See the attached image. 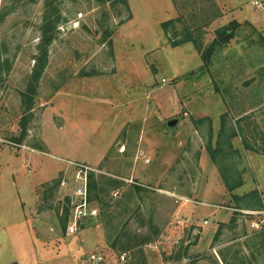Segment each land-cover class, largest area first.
<instances>
[{"label":"rangeland","instance_id":"1","mask_svg":"<svg viewBox=\"0 0 264 264\" xmlns=\"http://www.w3.org/2000/svg\"><path fill=\"white\" fill-rule=\"evenodd\" d=\"M252 1L58 0L19 144L29 151L13 136L45 0H0V264H138L139 252L145 264H264V228L249 225L264 192V9ZM188 31L207 66L192 42L170 44ZM69 162L98 171L108 207L94 201L99 215L67 235L58 184Z\"/></svg>","mask_w":264,"mask_h":264},{"label":"trees","instance_id":"2","mask_svg":"<svg viewBox=\"0 0 264 264\" xmlns=\"http://www.w3.org/2000/svg\"><path fill=\"white\" fill-rule=\"evenodd\" d=\"M32 1V0H29ZM57 1L58 0H45L44 2V6H45V11L44 14L42 16V20L39 26V30L41 32L40 35V42L38 44V54L33 58L34 59V65H33V69L31 71L30 74V80L28 82V85L26 87L25 91H21L19 92L20 95V100H21V104L23 106V116L21 117L20 121H19V128L21 129L19 136H13V141L17 144H20L24 138V136L26 135V125H27V121L32 117V109H33V105H34V97L36 94V88H37V84L39 82L40 76L44 71V68L47 65L48 62V46L51 44L52 40H54L55 36V32H56V28H57V24L59 22L60 19V13L58 12V7H57ZM100 2H106L107 0H98ZM7 13H4L2 11H0V21L4 18V16ZM170 23L169 20L164 21L161 23V27L163 28V30H167V26ZM229 30H233L232 27L230 26H225V27H221L220 29H218L216 31V41L218 44H220L221 46L226 44L229 39L232 37L233 31ZM192 31V29H191ZM187 32L185 34V37L180 40V41H170V44L172 46H177L179 44H182L184 42H192L194 47L196 48V50L198 52H200L201 54V60L204 64V66L208 65V52L204 50L201 47V45L191 36L192 32ZM5 45L0 43V81L3 80L2 78V73L4 71H8L9 70V65H8V61L6 59L3 58L2 54L3 51L5 50ZM225 115H222L221 117V127L219 129V133L218 136L220 138L221 134H223L222 132L226 129V123H225ZM230 130V129H229ZM234 129H231L230 132L232 133L233 136H235V132L233 131ZM218 138V139H219ZM243 143L244 145L248 146L247 142L245 139H243ZM213 158V157H212ZM214 159V158H213ZM89 183H88V188H89V197L90 199L94 202H97L100 204L102 210L106 207H108V202L101 198L100 193L102 192V189L98 188V181H96V178L94 177V174H90L89 176ZM105 180L108 181V184H112V185H116L118 184V181L109 178H106ZM57 185V184H56ZM240 185L239 182H235V184L232 185H228V190H232L236 187H238ZM135 190H139L140 186H134L133 187ZM255 195H257L255 193ZM255 199H257V197H255ZM258 201V200H257ZM63 215L61 217V226L63 229H65V224H66V216L68 213V206H67V201H63ZM259 205L260 206L261 202L259 199ZM262 234V238H260V244H264V229L261 231ZM126 253V251H124ZM123 253V251H122ZM140 253V261H138V264H145L146 263V259L144 258V254L143 252H139ZM9 264H15V263H9ZM137 264V263H136Z\"/></svg>","mask_w":264,"mask_h":264},{"label":"built area","instance_id":"3","mask_svg":"<svg viewBox=\"0 0 264 264\" xmlns=\"http://www.w3.org/2000/svg\"><path fill=\"white\" fill-rule=\"evenodd\" d=\"M252 4L257 9H264V0H254ZM14 144V143H11ZM25 150L34 151V149L24 145L15 144ZM71 168L66 167L59 177V192L62 201H67L68 213L66 216L65 232L67 235L75 234L87 221L95 219L98 215V209L89 197V176L98 172L93 167L80 163L69 162ZM263 207L260 210L250 211L255 219L249 221V225L254 230L264 228V192L261 193ZM203 224H207L204 219ZM125 253H122L120 259L123 260ZM91 264H102L101 258L96 254H91L87 259Z\"/></svg>","mask_w":264,"mask_h":264},{"label":"crops","instance_id":"4","mask_svg":"<svg viewBox=\"0 0 264 264\" xmlns=\"http://www.w3.org/2000/svg\"><path fill=\"white\" fill-rule=\"evenodd\" d=\"M3 117H4V115H3ZM7 119V118H6ZM5 118L3 119V121H1L0 122V124H2V125H4V123H6L5 122V120H6ZM1 130V129H0ZM4 134V133H3ZM17 135V133L15 134V136ZM28 147H30V148H33V149H35L34 147H32V146H28ZM125 150H126V147H124V150L123 151H119V153H125ZM43 182H45V181H42V182H40V183H43Z\"/></svg>","mask_w":264,"mask_h":264},{"label":"water","instance_id":"5","mask_svg":"<svg viewBox=\"0 0 264 264\" xmlns=\"http://www.w3.org/2000/svg\"><path fill=\"white\" fill-rule=\"evenodd\" d=\"M168 124H169V125H171L172 123H171V122H169Z\"/></svg>","mask_w":264,"mask_h":264}]
</instances>
